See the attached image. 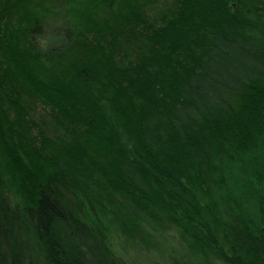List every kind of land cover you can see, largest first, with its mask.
Instances as JSON below:
<instances>
[{
    "label": "trees",
    "instance_id": "trees-1",
    "mask_svg": "<svg viewBox=\"0 0 264 264\" xmlns=\"http://www.w3.org/2000/svg\"><path fill=\"white\" fill-rule=\"evenodd\" d=\"M138 250L264 264V0H0V264Z\"/></svg>",
    "mask_w": 264,
    "mask_h": 264
},
{
    "label": "rangeland",
    "instance_id": "rangeland-1",
    "mask_svg": "<svg viewBox=\"0 0 264 264\" xmlns=\"http://www.w3.org/2000/svg\"><path fill=\"white\" fill-rule=\"evenodd\" d=\"M127 255L132 264H163L152 252L129 251Z\"/></svg>",
    "mask_w": 264,
    "mask_h": 264
}]
</instances>
